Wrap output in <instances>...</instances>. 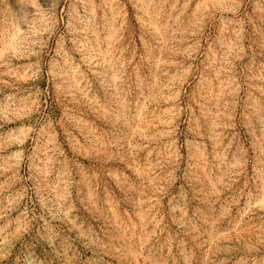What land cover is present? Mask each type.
Wrapping results in <instances>:
<instances>
[{"label": "rangeland", "instance_id": "1", "mask_svg": "<svg viewBox=\"0 0 264 264\" xmlns=\"http://www.w3.org/2000/svg\"><path fill=\"white\" fill-rule=\"evenodd\" d=\"M0 264H264V0H0Z\"/></svg>", "mask_w": 264, "mask_h": 264}]
</instances>
